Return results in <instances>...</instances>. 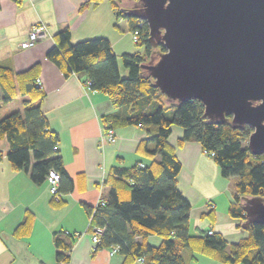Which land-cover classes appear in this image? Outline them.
Segmentation results:
<instances>
[{
    "label": "trees",
    "instance_id": "16d2710c",
    "mask_svg": "<svg viewBox=\"0 0 264 264\" xmlns=\"http://www.w3.org/2000/svg\"><path fill=\"white\" fill-rule=\"evenodd\" d=\"M19 1V0H16ZM95 3L98 0H90ZM115 13L114 27L122 31L137 29L143 51L120 53L125 76L119 75L117 57L109 39L103 36L71 42L70 30L64 27L53 35L54 45L46 57L57 64L66 75L82 70L91 79L89 86L106 94L113 109L101 115V121L116 127L122 124L154 125L153 135L139 139L135 151L147 159L132 166L113 165L103 179L108 187L104 204H84L88 228L100 227L98 247L116 245L123 254L121 264H130L142 257L146 264H190L194 252L215 258L223 263L264 264V224L247 225L246 236L228 243L219 232L189 233L190 203L178 190L176 178L180 168L175 146L167 137L172 125L180 126L182 135L176 144L188 139L200 142L201 148L215 160L221 176L234 177L236 193L228 207L232 217L245 218L240 196H264V154H251L246 147L249 125L232 127L229 119L215 124L202 116L199 99H186L179 103L169 101L146 74L141 63L150 55L152 46L147 41V24L121 12L133 0H109ZM160 51L163 45L158 44ZM37 63L21 72L0 65V102L10 100L14 94H26L21 110L0 115V139L9 146L6 157L13 170L28 171L36 184L46 180L49 168L59 174L58 189L71 190L73 178L63 164L56 149L58 134L49 127L41 110L44 91L34 85ZM152 101L150 106L144 105ZM126 109L120 116L117 108ZM230 118V115L227 114ZM60 197V196H59ZM52 198H54L52 196ZM63 201L58 199L57 203ZM31 210L25 211L12 233L19 237L30 233L33 223ZM149 234L161 237L157 244L147 241ZM71 234L53 230L54 258L64 262L74 243Z\"/></svg>",
    "mask_w": 264,
    "mask_h": 264
},
{
    "label": "crops",
    "instance_id": "0c3cea01",
    "mask_svg": "<svg viewBox=\"0 0 264 264\" xmlns=\"http://www.w3.org/2000/svg\"><path fill=\"white\" fill-rule=\"evenodd\" d=\"M114 19L109 0L95 3L90 0H0V65L21 72L37 63L36 76L44 91L41 110L49 127L58 134L57 151L73 178L71 190L61 192L59 198L63 201L57 203L45 181L36 184L28 171L10 168L6 157L9 146L5 138L0 139V264H121L123 261V254L119 250L111 253L110 246L92 249L94 229L87 227L89 218L82 205L96 204L106 195L108 187L102 182L113 165L124 167L145 162L147 157L136 152L135 147L139 139L153 135L156 129L154 125L122 124L113 127L115 139L107 141L104 126L110 122L101 121V115L112 111L110 99L86 84L88 77L84 71L64 75L46 57L47 50L54 45V33L65 26L73 43L103 36L109 39L116 57L133 51L139 44L133 40L131 31L116 29ZM38 21L45 23V35L30 46L20 47L32 24ZM116 45L121 47L118 55ZM117 66L119 75L124 72L126 75L127 69L119 66L118 58ZM24 97L26 94L18 92L10 100L0 102V115L21 110ZM152 103L147 102L144 107ZM117 109L120 116L126 114L123 107ZM170 129L167 140L175 146L181 164L177 188L190 203L189 233L216 231L228 243L246 236L242 220L228 212L236 193L234 178L221 176L212 155L201 148L199 141L188 139L176 144L183 131L180 126L172 125ZM27 210L33 213L30 233L17 237L12 231ZM57 229L74 238L64 262L54 258L53 230ZM157 236L149 234L147 241L157 244L161 239ZM193 255L195 258L190 264H229L197 252ZM130 264L146 263L136 258Z\"/></svg>",
    "mask_w": 264,
    "mask_h": 264
},
{
    "label": "water",
    "instance_id": "95a60500",
    "mask_svg": "<svg viewBox=\"0 0 264 264\" xmlns=\"http://www.w3.org/2000/svg\"><path fill=\"white\" fill-rule=\"evenodd\" d=\"M120 10L147 24L152 48L141 65L159 93L199 99L215 124L249 125L246 147L264 154V0H133ZM240 201L243 229L264 224V196Z\"/></svg>",
    "mask_w": 264,
    "mask_h": 264
},
{
    "label": "built area",
    "instance_id": "2783aa9c",
    "mask_svg": "<svg viewBox=\"0 0 264 264\" xmlns=\"http://www.w3.org/2000/svg\"><path fill=\"white\" fill-rule=\"evenodd\" d=\"M140 20L141 19H139V20L137 19V22H138L137 25L138 26L141 24ZM31 27L32 28L27 32L26 37L24 39H22V41L19 43L20 47L30 46L36 40H38L43 35H45L46 26H45L44 22H40V21L35 22L32 24ZM131 33H132L133 40L135 42H138L139 41V35L137 32V29L135 28V29L131 30ZM33 81H34V85L36 87H38L39 89H42V82L38 76H35ZM90 83H91V79L88 78V80L86 81V84L89 85ZM104 132L106 133L107 141L112 142L115 139V131H114L113 126L105 125L104 126ZM56 148H57V145H55L53 149H56ZM140 164H142V162H140ZM45 177H46L45 182L47 183V186H48L52 196L56 199H59V196H60V191L58 189L59 188L58 184H59V180H60L59 174L53 168H49ZM104 201L105 200H103V199H99L98 203L104 204ZM101 231H102V229L100 227L94 226V231L91 234V240H93V246H92L93 250L97 247V244L99 242V233ZM208 233H211V230H208ZM117 248H118V246L112 245V246H110L109 250L111 253H114V252H117ZM137 259H138V261H142V262L144 261V259L142 257H139Z\"/></svg>",
    "mask_w": 264,
    "mask_h": 264
},
{
    "label": "rangeland",
    "instance_id": "374dc122",
    "mask_svg": "<svg viewBox=\"0 0 264 264\" xmlns=\"http://www.w3.org/2000/svg\"><path fill=\"white\" fill-rule=\"evenodd\" d=\"M119 46H120V45H116V46H115V50H116V52H117V55H118L119 52H121V51H119V50H121V49H120L121 47H119ZM135 49H136L137 51L141 52V51H143L144 46H143V44L136 45V46H134L133 51H134ZM122 50H124V49H122ZM130 51H132V50H130ZM117 58H118V60H119V66L124 67V66H122V64H121V63H122L121 56L119 55ZM120 76H125V72H124V73H121ZM230 178L233 179L234 177L232 176V177H230ZM232 179H231V180H232ZM155 237H156V236H155ZM157 238H158V236H157ZM158 239H159V238H158Z\"/></svg>",
    "mask_w": 264,
    "mask_h": 264
},
{
    "label": "flooded vegetation",
    "instance_id": "af4514ba",
    "mask_svg": "<svg viewBox=\"0 0 264 264\" xmlns=\"http://www.w3.org/2000/svg\"><path fill=\"white\" fill-rule=\"evenodd\" d=\"M133 3V2H132Z\"/></svg>",
    "mask_w": 264,
    "mask_h": 264
}]
</instances>
